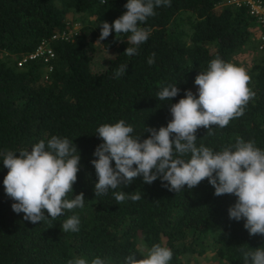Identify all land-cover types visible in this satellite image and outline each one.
<instances>
[{
    "label": "trees",
    "instance_id": "16d2710c",
    "mask_svg": "<svg viewBox=\"0 0 264 264\" xmlns=\"http://www.w3.org/2000/svg\"><path fill=\"white\" fill-rule=\"evenodd\" d=\"M223 1L171 0L170 7H156V15L141 25L151 35L131 57L124 54L130 34L117 41L113 30L102 43L115 54L96 71L102 23L121 16L127 0H0V264H68L78 257L89 264L96 257L124 264L133 252L142 258L140 241L148 249L154 244L169 248V264H243L241 247H264V236H250L243 219L229 218L237 197L215 196L207 179L175 193L159 178L148 184L138 176L107 194L95 197L94 192L98 177L91 161L98 159L93 153L103 142L96 129L123 119L133 127L131 135L146 139L145 127H166L172 119L170 104L186 90L198 97L195 77L217 57L243 68L256 95L242 116L224 128L214 126V135L200 127L197 146L234 150L239 137L264 151V51L249 69L233 60L248 46L259 50L252 38L260 23L249 4ZM43 40L54 52L51 61L37 57L19 66L18 59ZM152 53L155 63L148 65ZM121 64L128 65L126 73L114 78ZM168 85H177L180 92L171 101H160L156 94ZM52 136L68 138L78 149L80 168L67 198L83 192L84 207L33 224L12 210L15 201L5 193L8 169L2 154L19 155L41 140L47 145ZM120 191L139 193L141 199L117 204L113 193ZM73 215L80 219L79 232H64L61 225Z\"/></svg>",
    "mask_w": 264,
    "mask_h": 264
},
{
    "label": "clouds",
    "instance_id": "9594fccd",
    "mask_svg": "<svg viewBox=\"0 0 264 264\" xmlns=\"http://www.w3.org/2000/svg\"><path fill=\"white\" fill-rule=\"evenodd\" d=\"M103 2V0H102ZM222 4V3H221ZM171 6V0H127L126 11L111 24L102 23L96 44H101L114 30L115 39L127 35L124 50L126 56L137 54L139 46L151 35V29L142 27L149 17L156 15L155 8ZM155 63L152 53L147 64ZM128 65L121 64L114 72V78L126 73ZM251 77L240 67L220 58L212 59L206 71L199 72L194 84L198 86V97L191 90L177 103L170 104L172 119L159 130L145 127L150 133L146 139L133 136L134 129L123 119L114 124H102L96 134L102 139L93 155L98 157L91 163L95 167L98 181L95 197L107 194L109 189L129 185L142 176L143 182L151 184L159 178L163 186L175 193L192 189L205 179L214 188V195L230 194L237 197L228 209L229 218L244 220V228L250 236H264V151L254 141L245 142L237 138L232 148L221 151L201 144L197 146L196 132L200 127L207 129V135H214L212 128L226 127L231 120L244 114L248 102L255 97L249 87ZM180 89L168 85L156 96L160 101H171ZM76 145L68 138L52 136L47 145L44 140L35 143L30 150L8 151L3 155V166L8 169L3 184L5 193L13 201L12 210L23 213V219L33 224L48 218L56 219L65 210L84 207L83 192L68 199L73 192L80 168V154ZM185 157H188L185 159ZM115 162V167L112 162ZM117 204L131 199H141L139 193H113ZM47 212V216L45 215ZM64 232H79L80 219L73 215L61 225ZM133 252L124 259V264H169L172 251L160 244H154L145 254ZM243 264H264V247H241ZM68 264H89L85 258L69 260ZM91 264H106L100 257Z\"/></svg>",
    "mask_w": 264,
    "mask_h": 264
},
{
    "label": "built area",
    "instance_id": "2783aa9c",
    "mask_svg": "<svg viewBox=\"0 0 264 264\" xmlns=\"http://www.w3.org/2000/svg\"><path fill=\"white\" fill-rule=\"evenodd\" d=\"M222 3L225 5H242L243 3L249 4L250 13L256 16L257 22L260 23L257 36L259 41V50L264 51V2L262 0H224ZM55 37H57V35L53 38ZM48 44V40H43L35 51L22 55L18 59V65L21 66L28 60L35 59L37 57H44L45 61L50 62L54 57V52L48 47Z\"/></svg>",
    "mask_w": 264,
    "mask_h": 264
},
{
    "label": "rangeland",
    "instance_id": "374dc122",
    "mask_svg": "<svg viewBox=\"0 0 264 264\" xmlns=\"http://www.w3.org/2000/svg\"><path fill=\"white\" fill-rule=\"evenodd\" d=\"M75 29L79 27V23L74 24ZM258 32V31H257ZM253 43L258 45V36L257 34L253 36L252 38ZM98 45V53L96 54V57L94 59V69L96 71H100L104 69L107 65V61L109 60L110 57H113L115 54L114 50H108L105 49L103 46V43L101 41V44ZM261 51L258 49H252V47H246L243 50L238 51L235 55H233V60L238 61L242 66L246 69H249L252 67L253 62L257 57L260 56ZM140 249H144V253L146 255L147 251L149 250L146 245H144L141 241L139 242Z\"/></svg>",
    "mask_w": 264,
    "mask_h": 264
}]
</instances>
